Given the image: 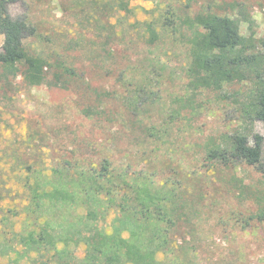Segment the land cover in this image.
<instances>
[{"label":"rangeland","instance_id":"obj_1","mask_svg":"<svg viewBox=\"0 0 264 264\" xmlns=\"http://www.w3.org/2000/svg\"><path fill=\"white\" fill-rule=\"evenodd\" d=\"M187 1L190 7L185 10ZM230 2L239 3L250 21L240 22V34L264 37V0H129V12L120 10L117 0H20L11 4L10 14L24 16L35 29L23 42L26 51L65 61L77 74L57 87L27 88L16 78V88L7 91V84L0 82V190L7 188V169L14 167L7 160L14 157L23 163L36 160L45 167L71 155L87 157L85 163L99 156L118 161L125 155L119 162L151 170L156 187L164 180L177 182L180 205L198 207L193 230L184 227L179 232L186 240L194 234L187 245L196 253L197 264H264V221L248 220L264 210V174L241 165L187 176L189 169L200 164L197 160L208 139L220 140L243 127L238 105L231 98L219 100L216 93L204 92L196 97L200 105L196 111L183 109L171 122L170 112L177 108L172 97L184 93L185 38L167 35L151 47L140 26L167 6L191 15L207 9L221 13L216 7ZM2 42L0 35V48ZM136 59H143L147 66L143 79L161 101L134 120L122 107L123 90L116 77ZM158 69L161 72L156 77ZM134 75L141 77L138 71ZM247 87L230 85L225 90L231 93ZM99 106L104 113L98 119L85 113ZM164 123L169 124L164 141L151 138L147 146L142 127L157 128ZM251 128L264 138L263 122L255 121ZM149 149L153 152L145 151ZM143 150L146 154L140 156ZM0 206L7 207V199ZM2 215L0 242L4 239L1 231L7 232ZM112 216L103 222L107 228ZM0 264H7V257H0Z\"/></svg>","mask_w":264,"mask_h":264},{"label":"trees","instance_id":"obj_2","mask_svg":"<svg viewBox=\"0 0 264 264\" xmlns=\"http://www.w3.org/2000/svg\"><path fill=\"white\" fill-rule=\"evenodd\" d=\"M19 1L0 0V82L7 84V91L16 88V78L27 88L64 86L76 69L60 59L26 51L23 42L35 29L24 16L10 14L9 6ZM128 4L129 0H117L116 6L129 12ZM240 6L230 2L216 7L221 13L207 9L190 15L185 13L190 7L187 1L184 15L167 6L140 24L151 47L167 35L185 38L184 93L172 97L177 108L170 112L171 122L183 109L196 111L200 107L196 97L210 92L219 100L231 98L244 124L220 140L208 139L197 160L200 164L187 171L188 177L241 165L264 174V138L251 128L255 121L264 123V37L240 34V22L250 23ZM146 67L143 59H136L116 77L123 90L122 107L134 120L161 101L143 79ZM137 71L140 78L134 75ZM157 72L156 77L161 70ZM230 85L248 87L229 93L225 89ZM85 113L98 119L104 107ZM153 127H142L147 146L151 138L164 141L169 124ZM123 157L117 161L99 156L85 163L87 157L71 155L45 167L36 160H7L14 167L7 169V188L0 190V201L7 199V207L0 206L1 221L7 222V232L1 231L0 257H7V264H197L196 253L187 245L194 234L186 240L179 232L184 227L193 230L198 207L180 205L177 182L164 180L156 187L151 170L119 162ZM111 213L107 228L103 222ZM248 220L264 221V210Z\"/></svg>","mask_w":264,"mask_h":264}]
</instances>
